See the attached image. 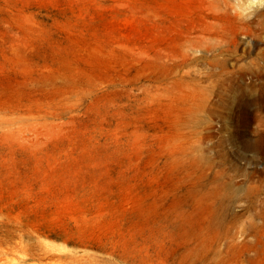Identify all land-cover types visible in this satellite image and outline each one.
Wrapping results in <instances>:
<instances>
[{
  "label": "rangeland",
  "instance_id": "rangeland-1",
  "mask_svg": "<svg viewBox=\"0 0 264 264\" xmlns=\"http://www.w3.org/2000/svg\"><path fill=\"white\" fill-rule=\"evenodd\" d=\"M0 264H264V0H0Z\"/></svg>",
  "mask_w": 264,
  "mask_h": 264
},
{
  "label": "bare ground",
  "instance_id": "bare-ground-1",
  "mask_svg": "<svg viewBox=\"0 0 264 264\" xmlns=\"http://www.w3.org/2000/svg\"><path fill=\"white\" fill-rule=\"evenodd\" d=\"M228 9V8H227ZM187 57V56H186ZM188 59V58H187ZM181 71V70H180ZM181 74V73H180ZM180 76V75H179Z\"/></svg>",
  "mask_w": 264,
  "mask_h": 264
}]
</instances>
